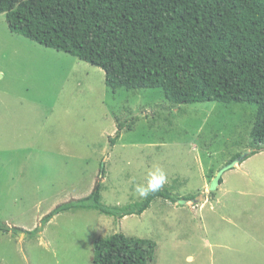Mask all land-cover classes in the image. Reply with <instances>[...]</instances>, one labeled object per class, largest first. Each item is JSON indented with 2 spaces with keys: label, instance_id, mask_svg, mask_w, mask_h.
Listing matches in <instances>:
<instances>
[{
  "label": "rangeland",
  "instance_id": "obj_1",
  "mask_svg": "<svg viewBox=\"0 0 264 264\" xmlns=\"http://www.w3.org/2000/svg\"><path fill=\"white\" fill-rule=\"evenodd\" d=\"M255 112L242 103L173 105L161 88L114 92L102 68L13 33L0 14L1 221L34 230L98 180L104 204H134L142 199L133 185L146 184L154 166L167 173L164 187L196 196L157 199L122 220L60 213L33 239L0 232V264H92L96 239L120 232L154 241V264H264V146L243 161Z\"/></svg>",
  "mask_w": 264,
  "mask_h": 264
},
{
  "label": "trees",
  "instance_id": "obj_2",
  "mask_svg": "<svg viewBox=\"0 0 264 264\" xmlns=\"http://www.w3.org/2000/svg\"><path fill=\"white\" fill-rule=\"evenodd\" d=\"M0 14L13 33L102 68L114 92L161 88L177 106L209 101L254 105L253 149L243 161L262 151L264 0H0ZM118 126L112 147L125 127ZM105 172L102 165L99 176L105 178ZM103 190L98 180L89 195L57 205L34 230L0 220V232L33 239L60 213L96 210L122 220L142 215L157 199L196 198L164 187L134 204L108 206ZM156 248L154 241L115 233L96 239L92 264H154Z\"/></svg>",
  "mask_w": 264,
  "mask_h": 264
},
{
  "label": "clouds",
  "instance_id": "obj_3",
  "mask_svg": "<svg viewBox=\"0 0 264 264\" xmlns=\"http://www.w3.org/2000/svg\"><path fill=\"white\" fill-rule=\"evenodd\" d=\"M167 173L159 166H154L147 174V183H135L133 194L141 199L148 198L151 194L160 191L167 183Z\"/></svg>",
  "mask_w": 264,
  "mask_h": 264
},
{
  "label": "crops",
  "instance_id": "obj_4",
  "mask_svg": "<svg viewBox=\"0 0 264 264\" xmlns=\"http://www.w3.org/2000/svg\"><path fill=\"white\" fill-rule=\"evenodd\" d=\"M191 259V258H190Z\"/></svg>",
  "mask_w": 264,
  "mask_h": 264
}]
</instances>
